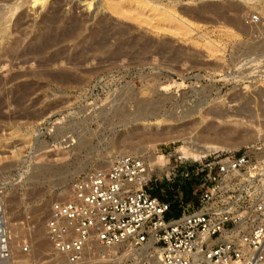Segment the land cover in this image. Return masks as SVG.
Instances as JSON below:
<instances>
[{"label": "rangeland", "instance_id": "374dc122", "mask_svg": "<svg viewBox=\"0 0 264 264\" xmlns=\"http://www.w3.org/2000/svg\"><path fill=\"white\" fill-rule=\"evenodd\" d=\"M58 1L61 6L54 11L68 25L61 22L57 33L73 20L82 22L83 30L77 40L59 47L66 50L63 58L75 62L78 70L65 63L52 70L75 74L79 83L62 86L24 78L18 85L34 88L17 103L16 84L0 88L5 99L0 105V201L7 206L9 224L21 226L12 236L20 240L15 250L20 253L24 243L30 244L28 257L18 254L28 264H57L45 233L51 207L72 196L75 179L103 170V156L115 139L128 136L127 127L152 124L183 131L176 144L162 143L152 150L161 156L165 168L153 173L146 188L172 204L167 219L177 218L183 208L187 213L200 208L203 175L187 180L181 173L185 165L190 168L202 160L184 156L183 148L204 145L203 129L256 132L253 145L219 154L247 151L256 158L255 146L264 151V97L260 94L264 91V43L255 41L254 30L243 22L252 12L264 15L258 0H151L195 23L196 30L188 29V33L177 32L152 4L146 6L141 0H127L123 15L105 0H93L90 9V0ZM6 7L0 4V10ZM44 13L41 6L19 10L23 31L33 32ZM99 42L103 45L98 50ZM22 60L31 61L26 69L39 71L33 56ZM8 69H0V83L8 78ZM189 113L194 114L189 117ZM143 117L155 119L136 122ZM235 196L220 200L240 202V194ZM127 246L91 252L84 264H138V251L130 252Z\"/></svg>", "mask_w": 264, "mask_h": 264}, {"label": "built area", "instance_id": "2783aa9c", "mask_svg": "<svg viewBox=\"0 0 264 264\" xmlns=\"http://www.w3.org/2000/svg\"><path fill=\"white\" fill-rule=\"evenodd\" d=\"M243 22L254 30L255 41H264V16L252 12ZM147 172L143 157L126 155L109 169L74 180L72 196L51 207L45 224L57 264L82 263L94 243L138 249L150 244L153 253L143 264H194L198 255L201 264H264V160L245 151L185 165V179L203 175L200 208L192 213L183 208L173 219H167L172 204L146 188L152 180L136 186ZM235 194L238 203L220 200ZM12 242L7 206L0 201V264H16ZM30 250L24 243L22 253Z\"/></svg>", "mask_w": 264, "mask_h": 264}, {"label": "bare ground", "instance_id": "6f19581e", "mask_svg": "<svg viewBox=\"0 0 264 264\" xmlns=\"http://www.w3.org/2000/svg\"><path fill=\"white\" fill-rule=\"evenodd\" d=\"M126 2H127V0H105V3L107 4V6L109 8H112L113 11L119 15H123L122 10H123V6ZM140 2H143L144 4H146V6L147 5L150 6L152 4L151 6L153 7L154 11L159 12V17L163 18L164 22L166 21L169 24L174 25L173 27L175 28V30L177 32L188 33V29H190L191 32L193 30H196V28H195L196 24L195 23H193L192 21L183 17L180 14L177 15V12H176V14H173L167 8L168 6H165V5L163 6L159 2L156 3V2H152L151 0H143V1L141 0ZM0 4L1 5L6 4V6H7L6 8H3L0 10V69L3 70L4 68H7V67L10 68V69H8L9 70L8 73H10V74H9L7 79L5 78L6 80L4 79L5 81L0 83V88L2 86L6 87L9 85H15L16 84V86L19 87V91H18L19 93L15 94V96H14V100L17 103V102H21L22 100H25L28 96V92L32 88H34V87H32V85H28V84H23V86H19L18 82L24 78H26V79H43V80H46L48 83H53V84L56 83V84H60L62 86L66 85V84L69 85L72 83H79L77 81L75 82V78H74L75 74L73 75L70 72H63L64 70L61 72L56 71V73H54L52 68L56 67V66H58V68H60L65 63V65L71 64V66H73V68L75 70H78L77 64H75V62H72V60L68 61L67 59L63 58V55L65 54L66 50L59 49V47L64 43H70L72 41L77 40V37H80L79 31L83 30V29H81L82 28V22H80L78 20H73L71 23H69L68 28L61 31V33H57L56 26L60 25V23L63 22L60 15H59V12L54 11L55 9L57 10V8H59L61 6L60 1H58V0H56V2H54L52 4L51 3L49 4V0H0ZM26 5L29 6L32 10H34L35 7H37V6H41V8L44 10L45 13L42 16L41 22L35 27L34 31L25 33V31H23V29H22V24H21L22 15L18 14V11L21 10ZM257 5L258 6L261 5V8L264 9V0H258ZM92 6H93V0H90V2L87 4V7H88V9H90ZM256 8H254V9H256ZM170 9H172V8H170ZM202 9H201V11H203ZM260 15L264 16L262 14H260ZM14 17H16V18L14 19ZM63 23L65 25H68L66 22H63ZM100 32H102V31H100ZM81 34H82V32H80V35ZM106 36L108 37V35H106ZM94 38H95V36H94ZM99 38H100V36H99ZM97 40H99V39H97ZM103 41L105 43L106 39L104 38ZM261 42L264 43V41H261ZM74 44H75V42H74ZM95 44H94L95 48L98 45V48H97L98 50H99V47H102V45H103V43H101V42H99L97 45H95ZM94 46H93V48H94ZM55 48L57 49V51L55 53L52 52L53 54L46 56L47 54L50 53L51 50H53ZM80 55H82V54H80ZM27 56H33V60L36 61L37 68H39L38 72L34 71V70L26 69V65L29 63L31 64V61L30 60H28V61L22 60V59H24ZM15 61L16 62L19 61V64L16 63V64H18L19 68L16 65H14ZM80 63H82V62H80ZM58 71H60V70H58ZM81 71H83V70H81ZM91 71L90 72L87 71V72L91 73ZM95 74L92 73L90 75L93 76ZM260 94L264 97V91H262ZM3 101H5V99L2 98V96H0V105L3 103ZM193 114L194 113H189V115H187V116L192 117ZM168 118L173 119L174 122L178 121L177 119H174L171 117H168ZM152 119H155V118L143 117L142 119H139L136 122L150 121ZM126 129H127V131L125 132V134H128V136L119 137L113 141L109 152H107L106 155L103 156V158L101 160L102 166L100 168L103 170L109 169L111 167L112 163L117 158H119L121 156H126V155L141 156L145 159V161L148 165L147 174L144 175L136 184L137 187H141V185L143 183L152 180L153 173L156 172L157 169L163 170L165 168L162 165L161 156L158 154L152 153L153 152L152 150L154 149V147L156 145L162 144V143L163 144L164 143L176 144V142H178L183 137V135H182L183 131L175 130L173 128L172 129L171 128H160L159 125L154 128L152 126V124L151 125L148 124L145 126L136 125V126L131 127V128L127 127ZM203 130H204L203 135L207 139L206 140L207 142L204 145L199 146L197 148H194V146H193V148H191V149L187 148L186 147L187 145H186L185 148H183L184 156L193 157L196 160H201V159H204L210 155L217 154L220 151L237 150L242 145H253L254 141L252 140V137L256 133L255 131L249 132L248 129L247 130L244 129L243 131L241 129H238L236 131L235 130L234 131L233 130L232 131H221V130L215 129L212 126H208ZM241 132H244V133H242V137H238V138L234 137L235 135H237L238 133H241ZM148 144L150 145V147L145 148L144 145H148ZM138 147H140V148H138ZM250 148H252V146ZM253 152L256 155L257 160H259V161L264 160L263 149H260L259 147L255 146ZM145 155H148L147 156L148 158H146ZM66 192H67V194L71 193L70 189H68V188H67ZM38 220H40V218H38ZM7 223H8V226L10 228L11 235L13 236L18 231L17 230L18 226L16 227V224L15 225L9 224L8 220H7ZM20 227H18V228L20 229ZM40 231H38V230L36 231V234L39 236L41 235ZM21 235H23V234H21ZM34 235H35V233H34ZM18 241H20V240L18 238H16V239H13V242H12V248H13L12 251L14 254V259L16 261V264H28L29 260H27L26 258L19 260L20 257L18 256V254L27 256L32 251L30 250V253H28V254H24V253H22V251H20V253L17 252L15 250V246L17 245ZM47 241H48L47 245L52 246L48 239H47ZM125 245H128L127 248L130 250V252H134L136 250L138 251V253L136 252V254H135V259L138 260V264H143L145 261H147L149 259V256L153 253V252L148 251L150 248V244L145 245V246L138 249V248H135V247L131 246L130 244H126V243L119 244V245L111 247V248H103L100 245H98L97 243H94L93 247L90 251L94 252L96 250H101V251L107 250L109 252H112V251H116L117 249H119V247L125 246ZM42 251L43 250H41V252ZM154 253L159 254L158 251H155ZM53 256H54V253H53ZM202 260H203L202 255H198L194 264H201ZM54 261H56L55 258H54ZM84 262L85 261H83L80 264H84Z\"/></svg>", "mask_w": 264, "mask_h": 264}]
</instances>
